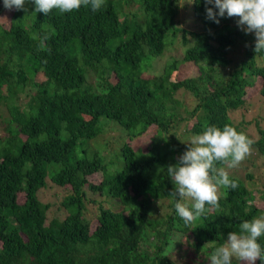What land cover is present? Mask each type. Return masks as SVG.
Instances as JSON below:
<instances>
[{
	"label": "trees",
	"instance_id": "obj_1",
	"mask_svg": "<svg viewBox=\"0 0 264 264\" xmlns=\"http://www.w3.org/2000/svg\"><path fill=\"white\" fill-rule=\"evenodd\" d=\"M180 2L104 0L45 16L0 0V264H184L181 238L191 264H210L240 222L264 216V181L242 179H255L254 159L264 165V53L238 17L216 24L205 0ZM211 124L244 133L251 154L217 163L238 187L185 223L166 167ZM138 138L142 149L130 145ZM48 183L68 188L52 217L38 196Z\"/></svg>",
	"mask_w": 264,
	"mask_h": 264
},
{
	"label": "clouds",
	"instance_id": "obj_2",
	"mask_svg": "<svg viewBox=\"0 0 264 264\" xmlns=\"http://www.w3.org/2000/svg\"><path fill=\"white\" fill-rule=\"evenodd\" d=\"M33 4L31 14L42 13L47 16L53 9L61 13L79 10L82 6L98 11L104 0H3L8 11L29 12L27 4ZM207 19L219 24L218 17H238L237 27L245 34H254V53H264V0H205ZM211 5V7H207ZM41 43L50 39L45 33ZM253 141L236 128L225 124L222 128L214 124L194 135L175 164L166 167L168 175L174 180L176 188L170 192L175 201V211L185 223H190L206 212V205L219 207L221 187L235 190L238 184L229 178L224 167H237L251 154ZM185 198L192 201L184 203ZM264 236V216L240 222L238 231H231L223 244L214 248L210 264H264V246L259 238Z\"/></svg>",
	"mask_w": 264,
	"mask_h": 264
},
{
	"label": "rangeland",
	"instance_id": "obj_3",
	"mask_svg": "<svg viewBox=\"0 0 264 264\" xmlns=\"http://www.w3.org/2000/svg\"><path fill=\"white\" fill-rule=\"evenodd\" d=\"M180 4H185L188 5V0H181ZM186 7H182L181 9V15L185 14L188 16L189 11H185ZM185 16V19H189V16L187 17ZM187 25V24H186ZM155 59V58H154ZM162 65L161 60H157V61H153L151 63V69H153V71L148 70L150 73L151 72H157L160 70ZM160 66V67H159ZM88 72V71H87ZM87 75H89L88 79L90 82H92V84H95L96 81H94V78H92V76L90 75V72L87 73ZM111 81H113V78L110 79ZM255 92V88L251 89L249 91L248 95H251ZM250 115V113L247 111V113L245 114L246 118H248ZM188 126V125H187ZM251 134H255L254 133V129L253 127L249 128ZM1 131V130H0ZM130 145H132L133 148H144L145 143L142 140L138 139H134L130 142ZM91 147H93V144H90ZM254 163H255V167L251 169V174L252 177L255 178L254 180L252 179V181L247 180L245 177L242 178L244 181H248V187H255L256 185L260 184V181H264V165L260 164L261 161L259 159H254ZM100 179V174L99 173H95L93 175H91L88 179L89 182H97ZM68 193V188L67 187H57L54 186L52 184H47L46 187L39 189L38 191V196L39 199L43 202V203H48L49 204V208L47 210V217H52L56 212H58V214L60 213V210H57L59 203L61 201V198L63 195ZM90 197H92L93 195L97 196L96 194H91L89 193ZM254 203H256L257 205H259L257 199H256V193H254ZM102 198V197H101ZM100 197L97 199H101ZM188 200V198H186ZM104 207L110 206L113 208H117V206L114 204V202H109V201H104L102 204ZM93 207L95 206L94 204H88L87 207ZM96 209V208H94ZM94 209H89L87 214L92 217V215L95 213ZM62 210V209H61ZM63 213V211L61 212ZM180 245H179V254L177 255L178 260L179 261H183L184 264H191L193 263L194 260V255L193 252L190 248H188L185 244L184 238L180 239ZM178 249V247H177ZM184 250V252H183ZM174 253V252H173ZM172 253V254H173Z\"/></svg>",
	"mask_w": 264,
	"mask_h": 264
}]
</instances>
